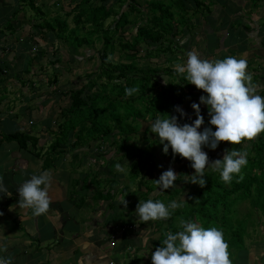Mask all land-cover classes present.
<instances>
[{"label": "trees", "instance_id": "1", "mask_svg": "<svg viewBox=\"0 0 264 264\" xmlns=\"http://www.w3.org/2000/svg\"><path fill=\"white\" fill-rule=\"evenodd\" d=\"M205 3V0H168L167 2L153 0L149 3L150 8L145 12L138 0H77L72 8L64 12L65 15L61 18V15H57L58 12L53 17H46L48 12L43 10V7H47L46 4L35 5L31 0H28L29 6H26L37 12L42 19L41 27L44 38L51 42L56 40L58 43L52 50L53 53L48 57V62L56 64L54 65L55 75L53 78L55 82L58 80L57 74L70 71L69 63L78 64L81 62L83 65H87L81 72L83 74L81 86L69 90L70 103L67 113H65L68 120L64 122L68 126V135L64 136L66 137L65 142L73 138L69 132L74 134L75 140L70 143L74 147L83 141L84 133L90 138L92 144H83L81 147H88L99 143L98 139L104 140L111 137L109 145L113 146V154L118 155V152H126L125 149L128 144H132L133 137L137 136L145 141V134L149 129L147 121L154 120L157 116L176 115L180 124L192 123L196 118L194 110L187 113L183 103L188 99L199 103L202 90L188 83L184 76L177 74L174 69L163 65L181 59L180 38L176 39V36L185 34L186 31L190 32L189 28L196 26L197 21L193 15L198 12L188 11L189 9H201ZM53 4L59 5V1L54 0ZM23 8H25L24 5ZM71 13L74 22L72 26L66 21V16ZM13 14L15 12H12ZM136 16L139 18L137 19ZM111 18L112 21L108 22ZM127 24L134 25L133 32L129 37H124ZM243 26H245L244 30H250L248 26ZM232 41L233 43L239 42L235 28L232 33L228 32L223 43L226 46ZM69 45H73L76 49L86 48L87 55L85 57L83 55V59L74 55ZM115 45H118L121 52V57L117 60L111 58ZM183 45L185 48L188 47L187 42H183ZM216 47H219V42H216ZM40 49L41 54L46 56L48 50L44 47ZM221 54L227 57L225 51H221ZM63 56L68 57L63 61ZM230 56H232L231 53ZM141 60L147 63L142 64ZM250 60L252 63H249V66L254 70L251 73L252 83L256 82L258 86L255 87L259 88L257 94L264 97V84H260L259 80L264 79V73L258 72V68L262 67V62L255 61V58ZM58 63H64V65H57ZM160 72L169 74V77L177 75L175 76L177 81L168 82L166 89L165 83L158 82V73ZM132 87L139 88V91L131 96L126 95L125 89ZM177 105L184 108L183 110L188 114L186 117H180V114L175 111ZM172 110L174 111L171 112ZM201 115L204 116L205 122L210 120L207 106L205 109H201ZM70 124L73 128H69ZM206 125L211 126L209 122ZM141 129L142 135L139 136ZM6 138H23L25 141L31 138L34 144L37 141L36 136H29L26 132L19 131L8 134ZM249 142L250 146L247 152L238 144H230L226 148L228 151L236 150L247 154V164L241 168L240 173L233 175L230 183H225L218 172L206 167L205 179L207 183L203 188L191 182L184 187L187 196L183 207L174 210L170 218L157 220L155 224L159 237L155 240L154 251L156 247L160 246V241L164 238L165 233H175L180 230L178 224L182 217L185 220L196 222L204 228L216 227L221 230L230 249L228 253L229 259L232 261L231 264H237V262L243 264V257V260L240 259L241 261H238V258L246 251L244 239L247 229L245 221L236 217L237 205L248 199L255 209L264 214V132ZM140 144L136 147L140 148ZM166 156L171 165L184 159L178 154L173 156L172 150H169ZM116 157L105 156L106 165L113 168ZM77 159H81L80 154ZM190 163L187 160L190 170L194 171ZM137 167H139V161L134 162L131 169L136 171ZM86 171L99 172L97 168H90ZM103 174L105 176L104 183L109 185L110 178H107L105 173ZM136 175H139L138 172ZM93 180L96 182L93 186L97 189L101 182H98L97 174L93 176ZM146 189V194L153 190L149 185ZM164 191L167 190H162V193ZM177 193L175 192L174 195ZM155 195L151 199L159 200ZM169 198L168 204L173 198L172 195ZM113 201L112 198L107 199L106 206L115 214L114 206H112ZM136 205L137 203L131 201L127 208L134 211ZM149 256L151 258V255ZM138 257L140 256H136L132 260L137 262L139 261Z\"/></svg>", "mask_w": 264, "mask_h": 264}, {"label": "rangeland", "instance_id": "2", "mask_svg": "<svg viewBox=\"0 0 264 264\" xmlns=\"http://www.w3.org/2000/svg\"><path fill=\"white\" fill-rule=\"evenodd\" d=\"M31 1L36 5H40L42 3L41 0ZM57 1H59V5H54V0H47L43 2V4L47 5L46 8L43 7L44 12H48L46 17H53L56 12H58L60 14L57 13V15H61V18H63V15H65L64 12L72 8L75 1L77 0ZM152 1L153 0H138V3L140 4L141 8L145 9V12H147V10L150 8L149 3H151ZM163 1L167 2L168 0ZM205 1L206 3L201 9H189L188 11L198 12L194 13L193 15V18L197 21L196 26L189 28L190 32L186 31L187 33L178 34L176 36V39L180 38L179 51L181 54V59L175 60L174 62L165 63L163 66L174 69V66L176 64L185 63L187 60V53L189 51H194L201 59L207 60L223 59L226 56L222 55L221 51H225L227 56H230L231 53L232 56L238 59H245L247 61V72L249 74L254 72V70L249 66V63H252V60L250 59L255 58V61L260 60L262 62V67L258 68V72L264 73V39L258 38V34L261 33V30L253 29L247 24L246 26L250 28V31L244 30L245 26H243V24L244 21H246L244 17L245 12H230V7L234 5L230 4L229 6V1H227L226 4L223 0ZM210 1L211 4L209 5ZM27 2L28 0H21L18 4L19 6L21 4L24 5L25 8H22L24 9V12H15V14L11 16V19H13V21L15 22L14 19L23 15V17H21L23 20H19L20 23H16L17 27H21L22 25L23 27L16 30L22 37L25 36V48L23 50V54L24 58H27V61L25 62L24 68H22V70L21 64H18L19 68H17L15 65H8L7 63L5 64L7 67V71L11 72L10 70L12 68H17L16 70L18 71L15 72L14 69L13 78L15 80H13V83H11L10 86L8 85L7 94H1L0 98H7L6 102L9 106V110H11V106L13 105V103H17L18 105L22 102V99L29 100L26 102L25 116L28 112H31V117H33L31 110H38L37 113L39 115V118L35 119V123L30 126L32 133L36 134L37 136V141L35 142L34 146L30 144L34 143L32 141L27 140V142L25 143H27L28 151L33 152L37 155L39 154V167L44 168V171L50 173L51 177H53L54 175L53 168H62V170L57 171L61 173L63 186L66 187L64 179L68 181V188H70V186L72 185V188L74 189L72 191L73 203L79 209V212L84 214H86L85 209H91L94 205V209L96 207V202H93V193H91L90 187H93V184H96V182H94L93 180V176L97 173L100 175V172L86 171L90 168H101L100 170H102L103 173L107 172V169H110V181L113 180V174H117V176L120 177L117 180V184L119 186H122V184L126 185V191L130 194V198L129 200H127L128 204L131 201L135 203H138L139 200L145 201L151 198L154 194H156L155 196L157 199H159V201L164 202L166 205L170 200V195H172L173 197L171 201L175 200L183 204L187 196L186 189H184V187L189 183L184 182V180L187 175H191L194 171L190 170L189 165L187 164V159L185 158L179 161L177 164L171 165L169 162V158L162 151L163 145L159 143V139L156 134L151 133L149 129L146 131L145 141H142L141 138H138L137 136L133 137L132 144H128L125 149L126 152H118V155L113 154V146L109 145L112 140L111 137L104 140L98 139L99 143H95L88 147H81L83 144H92L90 138L84 133L83 141H81L79 144H76L74 147L70 144L75 140L74 134L69 132V134L73 138L71 140H68V142H65L66 137L64 136L68 135V126L66 125L67 123L65 124L64 122H67L68 120V118L66 119L65 113H67V108L70 103L69 90L71 88L81 86V84L83 83V74L81 72L82 69L84 70L87 67V65H83L81 62L78 64L69 63L68 66L70 68V71L68 73L66 72L62 74L59 73V75L57 74L56 76H58V80L57 82H55L53 78L55 75L54 65L56 64L53 65L52 63L48 62V57L53 53L52 50L56 48L58 43L56 42V40H54V42H51L48 39L44 38L42 31L43 28L41 27L42 19L41 17H39V14L37 12H34V10H31L27 7L29 6ZM236 3L239 4L240 2L236 1ZM72 15L73 14L71 13L69 16H66V21L70 26L74 24ZM137 16L136 18L138 19L139 17ZM234 16H236L238 20H236ZM110 21H112V18L108 20V22ZM133 27L134 25L127 24L125 32L123 34L124 37H129V35L132 34ZM234 28L237 33V37H239V42H236L235 45L232 41L231 44L227 43L225 46L223 43L225 36L229 31H231L232 33L234 31ZM251 34L252 36H250ZM183 42H187V48H185L184 45L182 46ZM216 42H219V47L215 48ZM69 46L74 55L79 56L82 59L87 55L85 53L86 48L83 47L82 49H76L73 45ZM41 47H44L48 50L46 56L45 54H41ZM253 54L254 56H252ZM67 57L68 56H63L62 60H66ZM120 57L121 52L118 49V45H115L113 53L111 54V58L113 60H117ZM141 62L142 64L147 63L144 60H141ZM57 65H64V63H58ZM66 68L68 69V67ZM88 70H90V67H88ZM158 74V82L161 84L164 83V79L167 82H173L174 80L177 81V77H175L177 75L169 77V74H166L164 72H160ZM0 75H2L1 72ZM2 80H5V77L3 75ZM259 80L260 84H264L263 78ZM13 84H16L15 88H17L19 91L13 88ZM254 85L258 86L256 85V82L254 83ZM166 86H168V83L164 85V87L167 89ZM24 89L26 90V93L22 92ZM177 89L179 90L180 88ZM258 89L259 88L256 89V94L258 93ZM0 93L2 92L0 91ZM30 94L33 95V97L28 96ZM201 95H206V93L201 91L200 96ZM193 102V100L188 99L185 103H183L185 107V109H183L187 113H190V111L192 110L191 104ZM205 108L206 105L201 104V109ZM173 111L174 110H172L171 112ZM19 114L21 116V113ZM45 118H48L47 122H44ZM208 122L209 120L201 126V131L203 130V127L207 126L206 124ZM212 127L215 130V127ZM69 128H73L71 124L69 125ZM138 135H142V129ZM138 144H140V148L136 147V145ZM30 145H32L33 147H31ZM229 145L230 143L228 142H220V144L214 150L208 148L207 146H205L203 150L209 155V161L211 162L216 159H222L225 154L224 149H226ZM52 146H55L54 148L57 147V150L54 151V148H52ZM238 146L242 147L244 151L247 152V150H249L248 148L250 146V142L249 140H244L240 144H238ZM169 150H171V148H169ZM79 154L81 157L80 160L77 159ZM105 156H117L114 161V166H112L113 168L106 165V162L104 160ZM136 161H139V167H137L135 171L131 168H133V163ZM116 163L121 164L124 169L123 172H119L115 169ZM170 167L174 170L175 173H177V179L172 187L162 193V190L158 189L159 187L157 186L155 179H158L162 172L168 170ZM136 172H138V176L136 175ZM71 178L72 182L70 180ZM101 180L102 179L98 178V182H100ZM82 182L83 184H81ZM148 185L151 186L153 190L149 191L146 194L145 192L147 191L146 188L148 187ZM116 191H118L120 194L115 193V195L108 196L110 197V199L112 198V200H114L112 202V206H114L113 208L115 210L116 218L120 219V222H116L115 229L118 230L119 228L121 230H124L126 229V227L124 226V221H128L131 218V215L129 216V214H131L133 210H130L124 207L123 204H121V201L124 198H128V194L123 193L121 189H118ZM175 192L178 193L174 195ZM88 198L91 200H88ZM236 217L245 221L244 223L247 229L246 237L244 239L246 251L242 253L241 257L238 258V261H241L240 259H242L243 257V264H264L263 212L255 209L252 202L246 199L237 205ZM137 218L138 216L135 214L134 218L130 220L131 223H133L132 228L135 231H140L143 237L148 234L147 241L144 242V245L143 242H140L139 246H143L144 249L139 252V254H141V256L138 257L139 261L134 262L131 256L126 254L121 256L123 264H141L142 261H144V258L148 260V256L151 255V252L154 251L153 248L155 240L159 237V232L155 229V224L157 221H148L147 223L141 224V221L139 220L138 224L148 226H143L137 229V224H134ZM144 230H146V234L144 233ZM142 240L143 239H140L139 241ZM228 252H230L229 248ZM237 264L241 263L237 262Z\"/></svg>", "mask_w": 264, "mask_h": 264}, {"label": "crops", "instance_id": "3", "mask_svg": "<svg viewBox=\"0 0 264 264\" xmlns=\"http://www.w3.org/2000/svg\"><path fill=\"white\" fill-rule=\"evenodd\" d=\"M20 1L0 0V72L5 77V80H2L0 75V95L7 94L8 85L15 80L14 69L15 72L18 71V64H21L22 70L27 61L23 54L25 36L22 37L16 30L23 27L16 26L17 22L23 20V15L14 19L15 22L11 19L12 12H24L21 10L23 5H18ZM41 1L43 4L47 0ZM223 1L225 4L229 1V6L234 5L230 7V12H245L246 21L243 25L260 29L262 34H258V38L264 39V0ZM6 63L17 68H12L9 72ZM15 85L13 84V88ZM25 91L24 89L22 92ZM28 96L33 97L31 94ZM6 101L7 98H0V178L3 187L7 189L6 194L0 193V257L10 259L11 264H123L122 255L128 254L132 259L141 256L139 252L144 247L139 245L140 242L144 245L147 241L146 230V236L143 237L140 231L133 230L131 223L126 224L124 230L118 228V231L115 225L120 219L106 206V200L110 199L108 195L119 193L116 191L120 186L115 174L113 180L108 182L109 185H106L103 171L97 168L100 172V175L97 173V178L103 181L101 180L97 189L95 186L90 187L91 193L96 195L93 197L96 207L94 209V205L91 209H85L86 214L79 212L73 203L74 189L72 185L68 188V181L64 178L66 187L63 186L61 173L57 171L62 168H53L54 175L48 187L50 205L47 212L37 216L33 214L32 209L19 207L17 188L33 175L45 171L38 165L39 154L27 150V141L23 138L7 139L6 136L16 131L36 136L30 126L39 115L38 110L33 109V117L31 112L25 116L26 102L29 100L22 99L18 105L13 103L11 110ZM47 120L48 118H45L44 122ZM27 140L32 141L31 138ZM30 144L34 146V143ZM32 145L30 146L33 147ZM56 150L57 147L54 148V151ZM109 173L111 171L107 169V178L110 177ZM70 180L72 182V178ZM139 220L138 217L134 222L137 229L148 226L138 224ZM140 239L143 240L139 241ZM141 264H150V256L148 260L144 258Z\"/></svg>", "mask_w": 264, "mask_h": 264}, {"label": "clouds", "instance_id": "4", "mask_svg": "<svg viewBox=\"0 0 264 264\" xmlns=\"http://www.w3.org/2000/svg\"><path fill=\"white\" fill-rule=\"evenodd\" d=\"M247 67V61L242 58L227 56L224 59L207 60L201 59L194 51L187 53L185 63L174 66L177 74L183 75L188 83L206 93L199 97V103L191 104L196 118L192 123L180 124L176 115H168L157 116L147 122L150 132L155 133L159 143L163 145L164 154L171 148L173 156L178 154L191 162L190 166L194 172L187 175L184 182L198 184L203 188L207 183L205 169L210 167L212 171L219 173L222 181L230 183L233 175L240 173L241 168L247 164L245 152L226 149L222 159L210 162L208 154L203 150L205 146L214 150L220 142L233 145L244 140L251 141L264 132V97L256 94V87ZM164 83L168 82L164 79ZM138 91L137 87L125 89L126 95L129 96ZM201 104L207 106L209 124L214 126L215 130L211 126L200 130L205 123L204 116L201 115ZM175 111L180 117L188 115L178 105L175 106ZM115 169L124 171L120 163L115 164ZM116 177L120 178L117 175ZM176 179L177 173L170 167L155 180L160 189L167 190L174 185ZM50 180V173L45 171L22 183L17 188L19 207L30 208L37 216L47 212L50 205ZM120 189L128 194V198L121 201L127 208L130 194L126 191V185L122 184ZM0 193H7L2 178ZM182 207L183 204L175 200L167 205L151 198L146 201L139 200L136 209L129 214L131 218L124 221V226L131 224L130 220L135 214L141 223H147L166 220L174 210ZM178 227L180 230L175 233L164 234L160 246L151 252V264H231L228 244L221 230L216 227L204 228L182 217ZM0 264H11V261L0 257Z\"/></svg>", "mask_w": 264, "mask_h": 264}]
</instances>
